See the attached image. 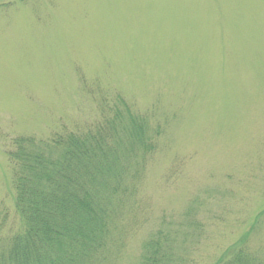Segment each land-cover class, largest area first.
I'll list each match as a JSON object with an SVG mask.
<instances>
[{"label":"rangeland","instance_id":"1","mask_svg":"<svg viewBox=\"0 0 264 264\" xmlns=\"http://www.w3.org/2000/svg\"><path fill=\"white\" fill-rule=\"evenodd\" d=\"M97 83L159 130L109 264H144L160 230L178 264L243 238L264 255V0H0L5 234L20 224L14 139L97 122Z\"/></svg>","mask_w":264,"mask_h":264},{"label":"trees","instance_id":"2","mask_svg":"<svg viewBox=\"0 0 264 264\" xmlns=\"http://www.w3.org/2000/svg\"><path fill=\"white\" fill-rule=\"evenodd\" d=\"M86 94L97 105V122L65 125L47 139H14L8 161L20 224L5 234L8 214L0 208V264H109L118 251L159 130L99 83ZM164 232L149 239L144 264H178L176 237ZM245 241L213 264H264Z\"/></svg>","mask_w":264,"mask_h":264}]
</instances>
